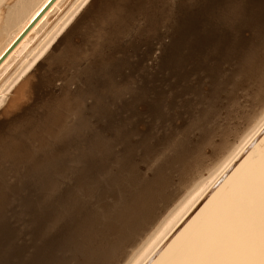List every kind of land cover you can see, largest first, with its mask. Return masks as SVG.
I'll use <instances>...</instances> for the list:
<instances>
[{
    "label": "bare ground",
    "instance_id": "obj_1",
    "mask_svg": "<svg viewBox=\"0 0 264 264\" xmlns=\"http://www.w3.org/2000/svg\"><path fill=\"white\" fill-rule=\"evenodd\" d=\"M44 1H18L14 14L23 18L1 24L12 30L0 53ZM67 1L54 0L0 63V112L27 97L32 80L80 31L95 2ZM238 16L231 12L211 29L206 45L182 61L180 75L171 71L158 81L164 98L150 129L166 137L152 157L135 154L134 169L113 158L90 172V185L66 186L59 175V186L41 190L39 235L56 262L50 264H124L148 233L127 264H264V108L255 112L264 104V37ZM242 34L257 43L240 55ZM251 112L257 115L253 122L220 153L210 173L153 224L193 163L223 152L239 127L249 124ZM136 116H128V123L145 126L148 116Z\"/></svg>",
    "mask_w": 264,
    "mask_h": 264
},
{
    "label": "water",
    "instance_id": "obj_2",
    "mask_svg": "<svg viewBox=\"0 0 264 264\" xmlns=\"http://www.w3.org/2000/svg\"><path fill=\"white\" fill-rule=\"evenodd\" d=\"M53 2L30 17L0 63ZM231 12L264 37V0H95L27 97L0 112V264L56 263L39 235L41 190L59 186V175L66 186L90 185V172L113 158L134 169L135 154L152 157L166 137L150 129L164 98L158 81L180 75ZM241 41L240 55L257 43L246 34ZM132 114H146V125H130Z\"/></svg>",
    "mask_w": 264,
    "mask_h": 264
},
{
    "label": "rangeland",
    "instance_id": "obj_3",
    "mask_svg": "<svg viewBox=\"0 0 264 264\" xmlns=\"http://www.w3.org/2000/svg\"><path fill=\"white\" fill-rule=\"evenodd\" d=\"M7 0H3L1 3H0V29H1V31H0V42L2 43L3 41H4V39H6L7 37H8V34L11 32V28L10 29H8L9 31H7V28L6 29H2L1 28V24L2 23H4L6 20L8 21V22H10V20H11V22L14 24V23H17V22H20L21 21V19L23 18V15L22 16H20V18L21 19H18L17 17H16V13L18 12V10H19V8H17V6L20 4L18 1L19 0H8L7 2H6ZM10 1V2H9ZM13 2V4H12V2ZM69 1V0H68ZM67 1V2H68ZM5 4H4V3ZM18 2V3H17ZM67 2H65V3H67ZM2 4V5H1ZM4 4V5H3ZM7 4V5H6ZM18 4V5H17ZM13 5H14V7H13ZM4 6V7H3ZM2 7H3V9H2ZM19 7V6H18ZM7 8V9H6ZM9 8H11V9H9ZM18 9V10H17ZM9 11V12H8ZM15 13V14H14ZM2 15V16H1ZM56 15H57V13L56 14H54V16H52V18L50 19V20H53L55 17H56ZM4 16V17H3ZM18 16V15H17ZM8 17V18H7ZM11 18V19H10ZM13 19H15V20H13ZM13 20V21H12ZM16 20H18V21H16ZM16 21V22H15ZM3 26V25H2ZM12 26V25H11ZM3 30H4V32H3ZM49 30V29H48ZM46 34V33H45ZM43 38H44V34H43V36H42ZM25 51V50H24ZM21 55H23V52H22V54ZM20 55V56H21ZM19 56V57H20ZM18 57V58H19ZM18 58L15 60V62H14V64L17 62V60H18ZM204 94V93H203ZM264 108V104L260 107V108H258V109H256L257 111H255L256 113H257V115L260 113V111L262 110ZM255 112H253V114H252V112H251V115H253V117L252 116H250V119L247 121V122H249V124L248 123H245L243 126H242V128L241 127H239V129H240V132H239V129H238V131H236L237 133H235V134H237V136L235 135V136H233V138L231 137V139H229L228 140V144L226 143V149H224L223 150V152L221 151V152H219V153H214L213 155H211V156H213V157H211L210 155H209V158H214L215 157V159H209L208 158V156L206 155V157H205V155H203L205 158H203V156H202V159L201 160H203V161H201V160H197V162H194L193 163V166L196 164L197 166L200 164V162H201V166H199V167H197L196 165H195V167H193V166H191L192 167V169H191V171L192 172H188V176H185V178H186V181H185V179H184V181L182 182V184H183V186H182V184H181V186L182 187H180V189L177 191V193H178V195H177V193L171 198L172 200H169V203H167L166 204V206L163 208V210L160 212V215H158V217L156 218V220H155V222L153 223V224H155L156 223V221L163 215V213H165V211H166V209H168V208H170V206H172L178 199H179V197H181V196H184L183 195V193H185L197 180H198V178L200 179V177L202 178V176L203 177H205V176H207V174H209L210 173V170L212 169V167H214L215 166V164L220 160V159H222V157L228 152V150L232 147V145H234V143H235V140H236V137H237V139L242 135V133H243V131H245V129L247 128V126H249L251 123H250V121L251 122H253V120L255 119L254 117H256L257 115L255 114ZM253 118V119H252ZM246 126V127H245ZM243 127H245V128H243ZM244 129V130H243ZM238 133H240L239 135H238ZM196 135H197V133L195 132L194 134H192V136L190 137V139H189V141H190V143H192V142H194L195 140H196ZM237 141V140H236ZM234 142V143H233ZM190 143L188 144V145H190ZM232 144V145H231ZM231 145V146H230ZM228 148V149H227ZM206 150V149H205ZM220 153H221V155H222V157L220 156ZM219 154V155H218ZM224 154V155H223ZM215 155V156H214ZM219 157H218V156ZM216 158L218 159V160H216ZM208 160V161H207ZM214 161L213 162V164H210L212 161ZM199 161V162H198ZM204 161H205V164H204ZM207 161V162H206ZM208 162H209V165L211 166L210 168H209V165H207L208 164ZM216 162V163H215ZM197 163H199V164H197ZM215 163V164H214ZM204 164V165H203ZM202 166L204 167V168H202ZM205 166H207L208 168H206ZM199 168V169H198ZM195 169V171H193ZM197 169V170H196ZM206 169V170H205ZM203 170L205 171V172H203ZM201 171H202V173H201ZM195 172V174H193ZM198 172V173H197ZM197 173V174H196ZM192 176V177H190V175ZM201 174V175H200ZM198 175H200L199 177H198ZM195 176H197V177H195ZM189 177V178H188ZM194 178H196L195 180H194ZM188 179H191V181H188ZM193 179V180H192ZM195 181V182H194ZM188 182V183H187ZM190 182V183H189ZM185 184V185H184ZM191 185V186H190ZM187 186V187H186ZM185 187V188H184ZM175 201V202H174ZM172 202V203H171ZM174 202V203H173ZM165 215H163V217H164ZM162 220V217L160 218V220L158 221V223L160 222ZM158 223L154 226L153 224H151L150 225V228L152 227V226H154L153 227V229L158 225ZM152 229V230H153ZM149 230V229H148ZM147 230V231H148ZM146 231V232H147ZM150 233H148V235H149ZM147 235V236H148ZM146 236V237H147ZM146 237L141 241V243H139L138 244V246L133 250V252L131 253V254H129V256L127 257V259H126V261L124 262V264H127V262L132 258V256H133V254L135 253V251L140 247V245L146 240ZM128 249H130V247L128 248Z\"/></svg>",
    "mask_w": 264,
    "mask_h": 264
}]
</instances>
